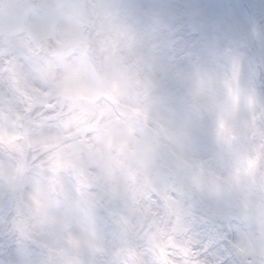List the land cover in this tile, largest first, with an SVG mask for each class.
Listing matches in <instances>:
<instances>
[{
	"label": "clouds",
	"instance_id": "1",
	"mask_svg": "<svg viewBox=\"0 0 264 264\" xmlns=\"http://www.w3.org/2000/svg\"><path fill=\"white\" fill-rule=\"evenodd\" d=\"M0 264H264V0H0Z\"/></svg>",
	"mask_w": 264,
	"mask_h": 264
}]
</instances>
